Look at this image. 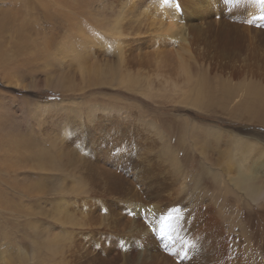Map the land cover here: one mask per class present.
<instances>
[{
  "label": "rangeland",
  "instance_id": "obj_1",
  "mask_svg": "<svg viewBox=\"0 0 264 264\" xmlns=\"http://www.w3.org/2000/svg\"><path fill=\"white\" fill-rule=\"evenodd\" d=\"M166 1L0 0V264H141L147 237L197 204L230 236L229 264H264V177L235 185L217 161L224 135L264 144L248 114L264 111L246 95L264 86V0H216L218 24L204 0H180L201 4L176 20L193 26L190 43L154 36ZM177 54L200 105L183 98Z\"/></svg>",
  "mask_w": 264,
  "mask_h": 264
},
{
  "label": "bare ground",
  "instance_id": "obj_2",
  "mask_svg": "<svg viewBox=\"0 0 264 264\" xmlns=\"http://www.w3.org/2000/svg\"><path fill=\"white\" fill-rule=\"evenodd\" d=\"M180 2L182 1L179 0L178 3L175 0H168L163 3L161 9H157V17L160 19V22L163 24L165 21L166 23L164 24L163 29H158L154 32L156 39L169 38L172 43L175 42L176 39L180 41L183 39V41L189 43L192 42V40H195V38H193V28L190 29V27H193L192 25H187L189 29L176 27L175 25L181 10L186 11V5L193 4L200 7L201 4L191 1L189 4H184L182 6ZM202 5L212 13L211 15L214 18L213 22L218 24L221 17L218 13L220 7L217 5L216 0H204ZM245 9H247V6H245ZM122 10H125V8ZM242 12L243 10L240 9V14H242ZM121 19L122 17L119 19L115 18L114 23L111 26L112 28L109 30V35L113 38L109 44H111V46L115 44L114 48L121 47V44L116 43V39L122 35V27L120 26ZM156 39L154 40V38H152L149 41H156ZM218 39L225 46L228 43H234L233 41H230V37L223 32L218 34ZM161 43H164V41L162 40ZM163 49L164 46L160 44L155 49L156 52H154L155 62L158 65L166 64V57L168 58V56L162 52ZM219 53L225 54L226 51L221 49ZM150 55H153V53ZM175 58V64L183 75L184 82L187 84L186 88L182 90L183 98L195 105L202 104L205 100V91L202 87V82L190 74L180 54H177ZM79 66H82V70L85 72L86 65L83 63ZM253 83L247 84L246 95L252 97L253 105L258 106L264 111V86H259ZM256 111H258L259 114L256 113ZM248 114L252 117L259 115V117L264 120V115L262 113L260 114L259 110L248 112ZM259 123L262 124L261 122ZM201 130L202 129L193 133L194 139L199 140L202 145H207L208 142L206 141V137L203 136V130L202 132ZM198 136L202 139H199ZM224 136L228 139H226L227 144L221 150V157L217 160L219 161L220 167L231 175L230 180L233 181L235 185L239 184L241 186H248L250 189L255 188L257 186V181L264 177V144H262V140H246L242 137L232 136L231 134L229 136ZM220 138L221 137L217 134L212 137L215 141H219ZM168 221L171 224L168 226V228H170L169 233L160 235L161 231H163L161 230L157 236L152 237V235H149L147 237V241H150L151 243L149 248L146 246L143 247L141 264H175L173 261L178 259H180L182 264L230 263L231 258L229 256L228 244L231 239L225 230H223V225L217 220L212 209L209 207L204 208L202 205L197 204L196 207L194 206L191 209H188L184 213L179 214V216L172 214V217ZM167 245L171 246L173 250L175 249V252L166 253L163 258L158 257L156 259L154 251L161 246ZM171 256H174L175 259Z\"/></svg>",
  "mask_w": 264,
  "mask_h": 264
}]
</instances>
